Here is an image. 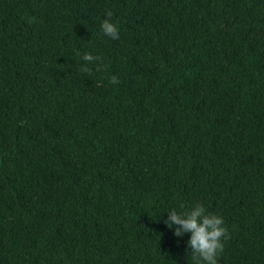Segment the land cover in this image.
<instances>
[{
	"label": "trees",
	"instance_id": "obj_1",
	"mask_svg": "<svg viewBox=\"0 0 264 264\" xmlns=\"http://www.w3.org/2000/svg\"><path fill=\"white\" fill-rule=\"evenodd\" d=\"M198 203L264 264V0H0V264H196Z\"/></svg>",
	"mask_w": 264,
	"mask_h": 264
},
{
	"label": "clouds",
	"instance_id": "obj_2",
	"mask_svg": "<svg viewBox=\"0 0 264 264\" xmlns=\"http://www.w3.org/2000/svg\"><path fill=\"white\" fill-rule=\"evenodd\" d=\"M111 16L112 12L108 11L106 17ZM100 27L105 36L113 40L119 39V26L112 20L103 19ZM82 59L91 62L99 61L100 57L85 52ZM111 80L115 83L116 77L113 76ZM165 224L169 228L175 226L174 235L177 237L185 233L190 234L187 246L191 249L196 264H217V258L223 251L224 242L228 239V229L222 216L206 211L205 206L198 203L190 210L168 209Z\"/></svg>",
	"mask_w": 264,
	"mask_h": 264
}]
</instances>
